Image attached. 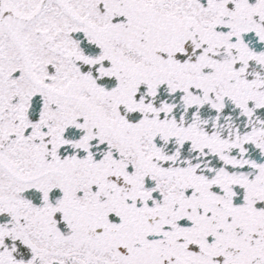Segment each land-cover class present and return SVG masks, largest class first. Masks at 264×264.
<instances>
[{"label":"snow or ice","instance_id":"snow-or-ice-1","mask_svg":"<svg viewBox=\"0 0 264 264\" xmlns=\"http://www.w3.org/2000/svg\"><path fill=\"white\" fill-rule=\"evenodd\" d=\"M0 264H264V0H0Z\"/></svg>","mask_w":264,"mask_h":264}]
</instances>
